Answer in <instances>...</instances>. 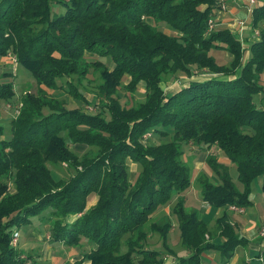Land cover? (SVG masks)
Masks as SVG:
<instances>
[{"label": "trees", "instance_id": "obj_1", "mask_svg": "<svg viewBox=\"0 0 264 264\" xmlns=\"http://www.w3.org/2000/svg\"><path fill=\"white\" fill-rule=\"evenodd\" d=\"M56 4L63 13L53 14ZM220 7V0H0V58L12 52L39 83L63 87L86 102L74 80L97 62L87 61L86 53L112 61L111 68L104 64L99 71L97 112L60 101L57 107L46 104L48 111L39 109L35 118L11 119L8 138H1L0 129V176L14 173L12 192L5 195L7 184L0 183V264H40L23 259L25 252L11 245L18 229L37 217L51 221L55 241L93 244L82 249L90 264H201L204 250L218 253L219 264H229L246 240L226 214L216 220L223 240L204 239L207 224L197 211H185L181 197L172 213L187 255L165 260L132 240L150 215L190 185L182 158V146L190 141L200 149L217 148L234 162L242 187L237 191L228 167L209 154L208 165L219 179L199 181L204 202L249 206L258 179L264 191V107L253 100L258 93L264 100V30L243 47L228 28L209 29L208 20L216 21ZM249 20L250 27L264 21V0L252 7ZM212 48L228 50L232 62L217 65L209 55ZM195 68L215 75L188 79L165 93V76L193 75ZM124 78L130 92L144 85L135 105L121 102ZM0 100L14 101L8 79L0 80ZM146 134L167 140L146 143ZM77 143L100 150L88 159L71 148ZM50 159L67 162L68 178L52 176ZM127 160L139 167L133 181ZM90 194L97 201L86 212ZM167 217L158 232L164 242L171 227ZM261 251L264 255V247Z\"/></svg>", "mask_w": 264, "mask_h": 264}, {"label": "rangeland", "instance_id": "obj_2", "mask_svg": "<svg viewBox=\"0 0 264 264\" xmlns=\"http://www.w3.org/2000/svg\"><path fill=\"white\" fill-rule=\"evenodd\" d=\"M258 0L250 5L249 0H225V3L231 8L222 10L227 15V21L229 23L243 20L250 25L249 8L253 7ZM242 3V5H241ZM234 10V11H233ZM64 12V7L60 4H56L53 7V14H61ZM216 23V21H215ZM245 24V23H244ZM227 22L217 23L215 27L224 28ZM240 26L239 24H237ZM160 29H168L164 26H160ZM252 29V30H251ZM254 30L259 33L264 30V21L259 23L256 27L246 28L243 34L233 32L234 35L240 40L242 46L246 48L249 43L248 38ZM169 32L171 29L169 28ZM255 36V35H254ZM243 59L247 56V51L244 53ZM215 63L217 65L228 66L232 60L233 55L225 49L212 48L209 51ZM13 53H8L6 56L0 58V80L8 79L12 83V90L14 94V101L0 100V129L2 130L1 138H8L10 135V121L11 119L18 120L21 118L32 119L37 117L38 110L41 109L43 112L48 111L47 105H53L54 107L60 105V101L64 102L68 108L82 107L84 110L89 112H97L99 109V99L96 92L101 83L99 77V71L103 69L104 64L111 68L112 61L110 57H101L96 54L86 53V60L89 62L97 61L96 63L89 64L88 71L81 79L75 77V81L78 82L79 91L83 94L86 102L83 100L75 99L71 94L67 93L63 87L52 89L45 84L39 83L31 75L30 72L20 66L16 59H14ZM99 61V62H98ZM102 64H101V63ZM80 68H83L81 64ZM193 75H185L183 72L178 71L170 78L165 76L164 81L161 83L165 93L169 91L177 90L180 86L187 83L188 79L193 76H207L214 75L206 69H194ZM235 73V72H234ZM233 74V73H232ZM223 78V75H217ZM196 79V78H195ZM128 80L123 79L122 85L119 88L121 94V102L127 103L128 105H135L143 99L144 85L140 84L137 89L133 92L127 90ZM263 93H258L253 96L254 102L261 107H264V100H261ZM262 101V102H261ZM47 104V105H46ZM94 104V105H93ZM47 107H43V106ZM160 137H150L146 134L144 141L146 143H158L160 141H166ZM71 148L79 154V156H85L88 159L95 157L99 150L98 147L87 146L85 144H73ZM183 160L187 163L191 172V183L190 185L178 196L173 197L170 203L166 206L158 209L157 212L150 215L147 221L132 234L133 241L136 244L149 247L150 249L159 251L161 256L165 260L172 259L174 256L180 257L188 254L185 247L181 243V232L176 217L172 213L173 208H177L178 198L183 199V205L186 212L197 211L199 217L207 224L208 231L204 234V239L219 243L223 240V236H219V230L216 225V220L222 215L226 214L230 223L235 226V232L242 236L246 243L237 248L235 255L234 264H264V255L262 254V247H264V235H260L261 227L264 226V191L262 190L261 180L258 179L252 185V191L249 194L251 204L249 206H237L235 210L231 208L232 205L227 204L222 207H215L208 202H204L201 199V189L199 181L208 179L210 183L215 184L219 178L213 172L211 167L208 165L207 158L209 154H212L214 158L225 164L228 167V173L235 185L237 191H241L242 187L238 181V174L235 163L227 160L223 157L221 151L217 148L200 149L195 143L191 141L188 145H183ZM8 149L4 150L5 153ZM1 156H4L0 152ZM188 156V157H187ZM129 166L128 179L133 181L136 177L138 165L127 160ZM47 168L50 170L54 178H68L70 175V169L65 161H53L50 159L47 164ZM14 173L8 172L3 176H0V183L7 184L5 189V195L14 190L12 177ZM3 194V195H4ZM1 195L0 197H2ZM93 197L95 200L90 201L86 204V212L93 208L97 201L95 194H90L88 198ZM93 202V203H92ZM241 209V210H240ZM238 210V211H237ZM171 221V227L167 233L166 241L160 237L159 231L163 230V223L168 218ZM68 219L72 220V216H68ZM47 220V219H46ZM163 220V221H162ZM235 221V222H233ZM39 223V224H38ZM36 225V226H35ZM51 221L46 223L43 228L41 218H33L30 224L22 225L17 232V242L11 239V245L24 251L22 258L32 263V260L40 264H70L74 260H83L82 264H90L89 261L84 259L82 254L83 250H90L94 245L85 239L80 240L77 244L66 245L61 241H55L51 232ZM241 229H245L252 239L246 238L241 234ZM125 250V246L122 247V251ZM31 254L30 258L26 257V254ZM218 253L211 252L210 250H204L200 254L201 264H219ZM58 260V261H57ZM57 261V262H56ZM231 258L229 264H233ZM232 262V263H231Z\"/></svg>", "mask_w": 264, "mask_h": 264}, {"label": "crops", "instance_id": "obj_3", "mask_svg": "<svg viewBox=\"0 0 264 264\" xmlns=\"http://www.w3.org/2000/svg\"><path fill=\"white\" fill-rule=\"evenodd\" d=\"M236 2H238V0H236ZM241 5H242V3H241ZM228 6V8H231L232 6H229V5H227ZM234 11V10H233ZM221 22H227V25L225 26L226 28H228L229 30H231L232 32H237V34L238 33H240V34H243V32L245 31V29L246 28H250V25H248V24H246L247 22H245V24L242 26V27H240V26H238L237 24H236V22H234V23H229V21H227V15H226V13L224 12V11H221V10H219L218 12H217V15H216V24L217 23H221ZM252 30V29H251ZM250 36L251 37H249L248 38V41L250 42V41H253V40H255V37L253 36V31H252V33L250 34ZM257 38V37H256ZM248 45V44H247ZM247 54H248V51H247ZM215 75V74H214ZM214 75H207L206 77H212V76H214ZM202 77H205V76H193L191 79H201ZM261 83H262V85L264 86V73L261 75ZM174 90H172V91H169V92H173ZM93 200V202L95 201L94 199H93V197H90V198H87V203L89 202L90 203V201H92ZM92 202V203H93ZM42 223H43V228H45V226H46V223H48L49 221L48 220H46V218L45 219H43L42 221H41ZM233 222H235V221H233ZM39 224V223H38ZM36 226V225H35ZM241 234L242 235H244L246 238H248V239H252L251 238V236L249 235V233L245 230V229H241ZM24 255V254H23ZM235 258H236V256L233 258L232 257V259H233V264L235 263ZM58 261V260H57ZM56 261V262H57ZM231 262V263H232Z\"/></svg>", "mask_w": 264, "mask_h": 264}, {"label": "built area", "instance_id": "obj_4", "mask_svg": "<svg viewBox=\"0 0 264 264\" xmlns=\"http://www.w3.org/2000/svg\"><path fill=\"white\" fill-rule=\"evenodd\" d=\"M220 2H221L220 10L221 11L222 10H226L227 9V4L225 3V0H220ZM255 2H256V0H249L250 5L254 4ZM248 10H249V12H251L252 11V8L250 7ZM244 23L245 22L243 20H238L236 22V24H239L240 27H242L244 25ZM208 25H209V29H212L216 25V23L213 20L210 19V20H208ZM254 35L253 36L255 38L259 36L257 30H254ZM14 59H16V58L14 57ZM231 208L235 210V205H232ZM261 228L262 229H261L260 235H264V226H262ZM17 240H18V237H17V233H16V234L13 235V241L14 242H17Z\"/></svg>", "mask_w": 264, "mask_h": 264}]
</instances>
